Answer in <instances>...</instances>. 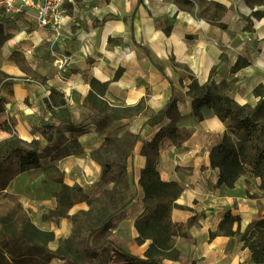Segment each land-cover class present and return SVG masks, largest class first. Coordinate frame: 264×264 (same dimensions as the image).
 Returning <instances> with one entry per match:
<instances>
[{
	"label": "crops",
	"instance_id": "crops-1",
	"mask_svg": "<svg viewBox=\"0 0 264 264\" xmlns=\"http://www.w3.org/2000/svg\"><path fill=\"white\" fill-rule=\"evenodd\" d=\"M252 4L66 0L64 40L56 44L48 29L38 27L34 12L18 19L0 16L7 35L0 40V75L14 81L11 92L1 91L7 104L0 114V145L13 141L24 148L35 145L44 153L37 165L10 179L6 192L16 196L32 223L50 235L48 249H72L73 216L88 211L90 204L78 202L67 216L44 220L43 215L55 209V193L62 187L61 182L45 180L46 174L57 168L65 184L77 183L89 196H100L113 184L91 153L106 137H116L123 144L126 139L133 142L127 166L135 184L130 203L114 219L110 238L123 250L144 257L151 241H136V221L151 212L139 183L148 161L143 151L149 152L148 143L172 124L188 129L190 138L177 146L161 134L156 169L161 181L182 187L176 203L186 208L174 207L171 218L185 224L188 237L175 238L180 259L162 264H255L240 233L264 215V187L255 176L248 184L244 174L233 188L218 185L220 170L212 163L211 151L235 122L221 119L209 105L198 116L190 115L192 78L199 85L211 78L232 83L227 95L241 107L253 108L264 97V5ZM53 46L70 56L66 68L54 64ZM51 94L64 106L54 104ZM170 100L175 102L171 114L153 123V116ZM101 113L109 117L106 126L98 125ZM46 126L58 127L61 134L46 132ZM57 138L62 147L73 142L79 152L56 156L49 145ZM227 214L240 217L226 223L233 231L240 228L239 234L219 230ZM69 260L72 254L67 253L50 264Z\"/></svg>",
	"mask_w": 264,
	"mask_h": 264
},
{
	"label": "trees",
	"instance_id": "trees-1",
	"mask_svg": "<svg viewBox=\"0 0 264 264\" xmlns=\"http://www.w3.org/2000/svg\"><path fill=\"white\" fill-rule=\"evenodd\" d=\"M2 74L0 75V114L5 113L7 104V97L1 91L11 92L14 85L12 79L7 81ZM232 86V83L226 81L216 83L212 78L207 83L199 85L192 78L190 90L193 92V100L190 115L198 116L200 109L209 105L221 119H232L235 122L211 151L212 163L220 170L218 185L233 188L239 177L248 172L259 177L261 186L264 187V139H262L264 97L253 108L238 106L227 95ZM260 92V87H257L255 93ZM60 103L62 106L65 104L63 100ZM60 103L54 102L56 105ZM174 107L175 102L170 100L163 110L153 116L152 122L171 114ZM108 122L109 117L101 113L98 125L106 126ZM46 129V132L56 133L57 136L61 134L58 127L46 126ZM161 134H167L175 145L180 146L190 138L191 133L186 128L171 124L148 143L151 149L149 152L145 149L143 151L148 161L139 183L144 189L146 205L151 212L136 221L139 232L136 241L139 244L146 240L151 241L144 257L123 250L110 238L116 226L115 217L127 208L132 199L131 189L135 181L127 166L129 148L132 149L133 142L129 143L126 139L123 144V141L116 137H106L103 145L93 150L91 155L104 168L108 175V182L113 184L111 189L103 191L100 196L92 197L77 183L72 186L65 184L63 173L57 168L45 176V180L61 182L62 187L55 193L57 201L55 209L43 215L44 220H58L67 216L68 211L78 202L86 201L90 204L88 211H78L73 216L72 249L52 251L44 243L35 241L33 235L42 234L43 231L32 223L23 205L18 202L17 207L9 215L0 217V260L4 264H50L53 258L67 253L72 254L69 264H87L88 262L93 264H162L165 259L179 260L181 251L175 244V238L177 236L188 237V235L184 231L185 224L174 222L171 212L174 207H186L176 203V199L182 192L180 184L175 181L163 182L159 178L155 149L158 147ZM256 140H261L262 146L252 144ZM115 144L123 145L122 150L114 149ZM49 149H56V156L79 152L73 142L71 145L62 147L58 138L50 143ZM43 154L35 145L24 148L13 141L2 143L0 145V195L3 193L8 195L6 188L10 179L19 171L37 165ZM150 199L155 200L154 207L147 203ZM230 220L239 221L240 217L227 214L220 223L219 230L225 235L239 234L240 228L233 231L230 226H226ZM240 234L245 246L251 252L253 262L264 264V215L252 222Z\"/></svg>",
	"mask_w": 264,
	"mask_h": 264
},
{
	"label": "built area",
	"instance_id": "built-area-1",
	"mask_svg": "<svg viewBox=\"0 0 264 264\" xmlns=\"http://www.w3.org/2000/svg\"><path fill=\"white\" fill-rule=\"evenodd\" d=\"M65 2L66 0H0V16L18 19L27 12H34L38 27L48 29L51 43L56 44L64 40ZM51 52L55 57L54 64L59 69L69 65L71 58L65 51L56 50L53 46Z\"/></svg>",
	"mask_w": 264,
	"mask_h": 264
},
{
	"label": "rangeland",
	"instance_id": "rangeland-1",
	"mask_svg": "<svg viewBox=\"0 0 264 264\" xmlns=\"http://www.w3.org/2000/svg\"><path fill=\"white\" fill-rule=\"evenodd\" d=\"M255 0H250L249 3H252L254 2ZM263 1V0H262ZM5 37H7L6 34H4L3 32V27H2V24L0 23V40L4 39ZM19 57V56H18ZM21 59V58H20ZM24 63L25 64V61L24 60H20V64ZM3 77H6L7 75H2ZM11 79L7 78V81H10ZM93 85L95 86V88H97L98 90L102 88V85L100 83H98L97 81H95L93 83ZM264 91V90H263ZM52 101L55 102V103H60V98L59 96L55 95L52 97ZM262 136L264 139V132L262 133ZM131 138H129L130 140ZM251 144V143H250ZM252 144L254 145H259V146H262L261 144V140H256L254 141ZM123 148V145L121 144H115L114 145V149H119V150H122ZM245 176V177H244ZM244 176H242V179L245 180V182H247L248 184H250L253 179L252 177L254 176L252 173H245ZM155 200H148L147 203H149L151 206L154 207V202ZM18 205V199L16 196H10L9 194L6 195V194H2L0 195V217L1 216H4V215H9V213H11ZM153 209V208H152ZM30 218V217H29ZM33 238L35 241L39 242V243H44L45 245L47 244V242L50 240V235L47 233V232H44L41 234V233H37V234H34L33 235ZM176 244V242H175ZM0 264H4L1 260H0Z\"/></svg>",
	"mask_w": 264,
	"mask_h": 264
},
{
	"label": "bare ground",
	"instance_id": "bare-ground-1",
	"mask_svg": "<svg viewBox=\"0 0 264 264\" xmlns=\"http://www.w3.org/2000/svg\"><path fill=\"white\" fill-rule=\"evenodd\" d=\"M252 5H253V7H256L258 5H260V6L262 5L263 6L264 3L261 0H255Z\"/></svg>",
	"mask_w": 264,
	"mask_h": 264
}]
</instances>
